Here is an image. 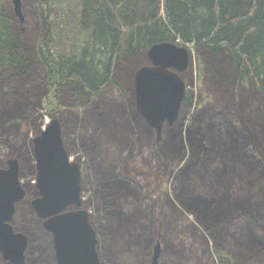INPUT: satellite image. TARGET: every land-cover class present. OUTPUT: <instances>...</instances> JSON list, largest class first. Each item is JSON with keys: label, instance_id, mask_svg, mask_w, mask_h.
<instances>
[{"label": "rangeland", "instance_id": "1", "mask_svg": "<svg viewBox=\"0 0 264 264\" xmlns=\"http://www.w3.org/2000/svg\"><path fill=\"white\" fill-rule=\"evenodd\" d=\"M3 6L13 31L25 36L35 68L27 77L13 69L0 75V166L18 158L27 190L11 224L28 236L26 264H44L50 257L57 264L52 235L32 206L39 197L33 139L50 120L41 104L45 74L34 50L45 25L34 0H22L23 19L13 0ZM195 51L181 73L195 92V103L183 105L178 119L164 124L160 139L135 102V72L151 63L146 52L117 62L124 91L110 86L94 106L65 109L57 117L65 148L82 169L83 207L98 233L102 264H153L157 244V264H218L216 242L234 256L230 264H264V99L250 79L211 81L207 67L217 60L204 47ZM7 107L15 111L6 115ZM106 107L112 109L110 117L101 120L98 113ZM194 122L201 129L196 139L189 134ZM232 131L249 135L244 150L233 143ZM115 181L124 184L113 202L118 216L104 199L105 185ZM200 201L230 215L210 223L198 210ZM0 264L13 263L0 252Z\"/></svg>", "mask_w": 264, "mask_h": 264}, {"label": "trees", "instance_id": "2", "mask_svg": "<svg viewBox=\"0 0 264 264\" xmlns=\"http://www.w3.org/2000/svg\"><path fill=\"white\" fill-rule=\"evenodd\" d=\"M4 1L0 0V75L13 69L18 76L27 77L35 68L25 36L12 29ZM34 6L45 25V34L36 40L34 50L45 74L41 104L50 118L65 109L84 111L94 106L110 86L124 91L116 76L117 62L164 41L192 46L196 53L204 47L217 60L207 67L211 81L250 79L264 99V0H34ZM53 8L57 11L54 16ZM196 59L205 73L199 54ZM23 81H19L21 86ZM195 100L190 88L184 105L192 107ZM4 109L6 115L15 111L13 107ZM111 111L106 107L98 116L108 120ZM199 128V122H194L189 130L195 139L201 133ZM248 136L231 132L233 143L241 150ZM123 185L121 181L105 185L109 193L104 199L110 202L112 215H119L113 202ZM196 204L210 223H222L230 215L207 201ZM213 248L218 264L234 260L223 244L216 242ZM51 259L44 264H54Z\"/></svg>", "mask_w": 264, "mask_h": 264}, {"label": "water", "instance_id": "3", "mask_svg": "<svg viewBox=\"0 0 264 264\" xmlns=\"http://www.w3.org/2000/svg\"><path fill=\"white\" fill-rule=\"evenodd\" d=\"M13 3L23 19L22 0ZM147 56L150 65L141 66L135 75L136 105L160 139L164 124H173L179 117L187 94L180 73L188 69L191 54L185 45L164 41L153 44ZM33 140L40 196L32 200V206L53 236L57 264H102L98 233L83 207L82 169L65 148L59 119H51ZM19 168L17 158L9 159L6 168L0 167V251L11 263L26 264L28 237L11 224L16 203L26 195ZM159 253L157 244L153 264Z\"/></svg>", "mask_w": 264, "mask_h": 264}, {"label": "flooded vegetation", "instance_id": "4", "mask_svg": "<svg viewBox=\"0 0 264 264\" xmlns=\"http://www.w3.org/2000/svg\"><path fill=\"white\" fill-rule=\"evenodd\" d=\"M10 262V261H9Z\"/></svg>", "mask_w": 264, "mask_h": 264}]
</instances>
